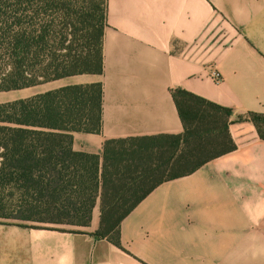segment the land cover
Listing matches in <instances>:
<instances>
[{"label":"crops","instance_id":"0c3cea01","mask_svg":"<svg viewBox=\"0 0 264 264\" xmlns=\"http://www.w3.org/2000/svg\"><path fill=\"white\" fill-rule=\"evenodd\" d=\"M98 82L102 132L74 134L77 152L182 134L176 89L233 111L236 150L154 189L123 220L119 246L93 236L99 216L77 230L0 224V264H264V141L246 120L264 115V0H107L102 76L3 93L0 104Z\"/></svg>","mask_w":264,"mask_h":264},{"label":"trees","instance_id":"16d2710c","mask_svg":"<svg viewBox=\"0 0 264 264\" xmlns=\"http://www.w3.org/2000/svg\"><path fill=\"white\" fill-rule=\"evenodd\" d=\"M107 0H0V93L80 75L102 76ZM180 135L107 140L77 152L73 135H99L103 86L73 85L0 104V224L89 228L120 245L123 220L154 189L236 150L233 111L172 93ZM264 141V115L248 113Z\"/></svg>","mask_w":264,"mask_h":264},{"label":"rangeland","instance_id":"374dc122","mask_svg":"<svg viewBox=\"0 0 264 264\" xmlns=\"http://www.w3.org/2000/svg\"><path fill=\"white\" fill-rule=\"evenodd\" d=\"M25 93H28L27 90L25 91ZM21 92H17V95H20ZM8 94H3V93H0V102L3 101V99H5L7 97ZM100 213H94V216L97 218L99 216ZM67 228H70V229H78V228H72V227H67Z\"/></svg>","mask_w":264,"mask_h":264},{"label":"built area","instance_id":"2783aa9c","mask_svg":"<svg viewBox=\"0 0 264 264\" xmlns=\"http://www.w3.org/2000/svg\"><path fill=\"white\" fill-rule=\"evenodd\" d=\"M212 77L217 83H219L222 80L221 74L219 72H213Z\"/></svg>","mask_w":264,"mask_h":264}]
</instances>
